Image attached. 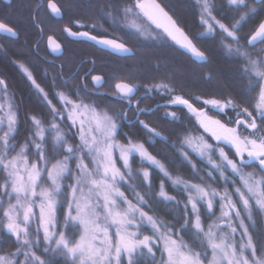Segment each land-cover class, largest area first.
Instances as JSON below:
<instances>
[{
  "label": "snow or ice",
  "instance_id": "1",
  "mask_svg": "<svg viewBox=\"0 0 264 264\" xmlns=\"http://www.w3.org/2000/svg\"><path fill=\"white\" fill-rule=\"evenodd\" d=\"M192 3L203 28L195 36L185 30L163 0H129L125 4L105 0L99 7L95 0H89L80 7L94 10L116 30L152 41L154 47L176 45L203 63L209 61L210 49L201 50L195 41L205 35L215 40L219 35L218 46L238 64L247 88H258L252 110L237 103L243 97L235 91L227 97L202 100L186 95L174 86L175 71L145 85L132 82L131 75L121 76L115 78L110 93H101L88 90V76L94 68L85 71L72 88L61 64L46 90L37 81L31 61H25L28 55L39 56L45 25L52 18L63 17L62 6L47 0L45 17H41V0H20L28 12L27 23L38 35L28 53L0 45L7 61L0 66V264H264V47H258L264 45V0H226L227 14L223 7L217 8L215 0ZM71 24L88 30L77 32L73 26H65L62 32L69 37H84L93 46L125 58L135 55L126 43L109 38L98 21L87 24L76 19ZM245 26L248 31L241 34ZM52 31L46 47L51 53H60L63 45L55 29ZM0 33L19 37L17 25L3 20ZM16 47L23 49L24 45ZM155 59L157 71L168 64L167 57ZM9 66L23 74L39 97V106L47 110L23 114L26 134L22 139L24 103L17 102L16 90L9 84ZM191 74L196 76V70ZM198 75L201 80L212 79L211 72ZM103 80L101 75L91 76L94 86ZM141 87L144 92L134 102ZM81 93L110 97L125 103L127 109L100 108L94 101L86 102ZM153 93L167 98L155 106L157 110L182 106L189 114L186 118L194 116L213 141L203 134H187L180 141L176 159L169 161L190 166L200 183L173 176L145 142L121 131L124 122H138L152 140L167 142L161 132L139 119L153 111L152 107H140V101ZM193 99L204 107L194 106ZM133 107L134 119L129 120ZM213 110L216 115H209ZM164 116L179 120L176 112L168 111ZM121 136L126 143L117 139ZM192 153L206 169L193 163ZM137 157L147 167L133 168ZM246 168L253 171L246 172ZM153 170L165 178L155 193ZM166 182L177 195L168 193ZM138 187L146 190L136 191ZM129 192L131 199L126 194ZM161 203L174 206L171 219H161L154 211ZM209 218L213 219L206 223ZM142 231L150 234L142 235ZM6 244H14L15 249L5 251Z\"/></svg>",
  "mask_w": 264,
  "mask_h": 264
},
{
  "label": "flooded vegetation",
  "instance_id": "2",
  "mask_svg": "<svg viewBox=\"0 0 264 264\" xmlns=\"http://www.w3.org/2000/svg\"><path fill=\"white\" fill-rule=\"evenodd\" d=\"M44 4V8L41 9V17H45V10L47 8V0H41ZM58 6H62L63 17L62 18H52L51 22L48 25H45V32L40 41L39 47V56L28 55L27 59L31 61V63L35 64V67H39L42 69L43 73L48 77L53 78L59 72V65H63V72L68 80V86L75 88V86L79 83L81 75L89 68H94L95 70L90 73L88 76V90L89 91H97V92H111L112 85L115 83V78L121 76L131 75L133 77L132 82H137L141 85L146 84L147 80H143L144 75H151L152 79L159 77V74H163L161 71H157L154 68L153 73H147L142 70L143 63V54L144 52H150V47H153L152 52L156 56L167 57L169 63V71H173L172 68L179 66L182 62H187V56L189 54L185 53L182 49H178V46L172 45L171 47H154L152 41H143L140 40L137 36L126 34L123 31H119L109 26V22L105 20H101L94 10H89L84 7H80L81 4L89 3V0H53ZM105 0H95L96 7H99L101 3H104ZM119 3L125 4L128 3L129 0H118ZM157 3H160L161 0H156ZM164 4H167L172 12L175 13L176 17L180 18L185 30L192 36H195L197 33L203 32V28L199 22V16L197 10L193 7L192 0H163ZM28 12L27 9H24L20 6V0H0V20L4 22H12L17 25L19 29V37L18 39H14L8 36H4L0 34V43L5 47H10L14 51L15 42H19V44L25 46V53H28L29 48L36 42V38L38 33L36 30L32 29L27 23ZM76 19H81L87 24H91L94 21H98L99 24L103 25V28L107 30V34L109 38H116L126 43L129 48L133 50L135 55L124 56L120 54H113L109 51L101 50L99 47L93 46L91 41H86L84 37H69L65 33L62 32V29L65 26H73L71 21H75ZM55 29V35L58 38L59 42L62 43L63 49L60 53H51L50 50L47 49V37L48 35H52ZM74 31H87L88 29H81L73 26ZM99 31V28H98ZM96 34V33H93ZM207 35L201 37L199 40L195 41L197 47H199L200 43L206 42ZM213 42V40H209ZM171 44V42H169ZM152 53V54H153ZM3 56V53H0ZM150 54H146V57H150ZM190 56V55H189ZM192 57V56H191ZM193 58V57H192ZM194 59V58H193ZM92 60H95V64L91 63ZM45 69H47V73H45ZM185 72V71H184ZM92 75H101L104 77L103 84L100 88L94 86L91 83ZM164 75V74H163ZM114 79V80H113ZM158 82V81H157ZM62 83V81H61ZM151 83H156V80H153ZM143 93V87L136 93L133 97V101L135 102L136 97L141 96ZM108 101H112L113 99L107 97ZM150 98V97H149ZM167 99V98H166ZM143 100V99H142ZM141 100V101H142ZM114 101V100H113ZM140 101V103H141ZM153 101H155L153 109L159 103H157V96H154ZM163 104V103H161ZM141 108H144L141 106ZM179 116H184L179 118V120L175 121V125L177 126V132L175 136H169L164 134V129L158 127L157 123L162 121V127H166V125L172 121L170 120H156L155 118H164V113L168 111H172L171 109H167L160 114H156V112L141 115L139 117L140 120H145L149 123L150 127L156 128L157 131L162 132L163 136L167 137L168 141H181V139L190 134V118L187 112V109L182 106H178ZM127 109V105L125 103H121L120 111H124ZM135 108L133 107L128 112L129 120L134 119ZM209 115H212L209 112ZM149 116V117H148ZM220 118V117H219ZM152 122V123H151ZM167 122V124H165ZM195 125L198 127L199 135H205V138L211 141L210 137L207 134L203 133V130L199 128L198 124H196V120L193 121ZM123 132L131 133L137 132V129L141 128L136 123H123ZM142 129V128H141ZM144 130V129H142ZM146 131V130H145ZM147 132V131H146ZM148 134V132H147ZM198 135V136H199ZM149 136V135H148ZM159 139V138H155ZM250 169V168H249ZM259 174V173H258ZM222 187V186H221Z\"/></svg>",
  "mask_w": 264,
  "mask_h": 264
},
{
  "label": "trees",
  "instance_id": "3",
  "mask_svg": "<svg viewBox=\"0 0 264 264\" xmlns=\"http://www.w3.org/2000/svg\"><path fill=\"white\" fill-rule=\"evenodd\" d=\"M215 3L217 5V8H224V14H227L229 12V8L225 7L226 5V0H215ZM248 31V27L245 26L242 29L241 34H244V32ZM221 37L217 35L215 37V40L211 39L210 37H206L205 40L206 42H202L199 45V48L201 50L204 49H210L209 52H207V55L209 56V61L207 63H198L191 57V55L187 56V62H182L179 64L178 67L182 71H185L187 74L184 77H181V75H175V87L178 90H182L183 93L186 95H189L193 98L195 97H200L202 99H210V98H223L227 97L230 94H232L234 91L239 92L243 99H237V103H242L246 106L250 107L251 105H254L256 100L255 96L258 93V88L255 90H249L247 88L248 81L247 79H241L239 72L237 71L238 64L230 57L226 56L224 54V50L218 46V42L220 41ZM209 40H213V42H210ZM1 42V41H0ZM227 42V41H226ZM1 45V43H0ZM21 45L19 42H15L14 51H25V46L23 49H18L16 46ZM7 45H5L6 47ZM258 47H264L263 45H258ZM7 48V47H6ZM150 52L146 53L144 52L143 54V71L147 73H153L155 64H156V59L154 56V53L152 52L153 47H150ZM153 53V54H152ZM146 54H150V57H146ZM29 60L27 59L25 62L27 63ZM7 64V61L3 58L2 55H0V66H4ZM169 64H167L165 67H161L159 71H161L163 74L168 72L170 68L168 67ZM30 67L32 68V71L39 83H41L42 87H45L46 90L49 89L50 85L52 84L53 78L48 77L45 75L39 67H35V64L31 63ZM192 70H196L197 75L193 76L191 74ZM200 72H211L212 73V79L211 80H201L199 78V73ZM163 74H159L160 76L157 78L152 79L151 75H144L143 80H147L145 82L146 84H152L153 80H156V82L161 79ZM7 75L9 77V84L11 88L16 90V100L17 102H21V100L24 103V107L21 109V139L23 138V135L26 133L24 132L25 128V122L23 120V114L25 112L33 113V114H39L41 111H47L46 109H42L39 104V97L35 94L34 90H31L30 84L26 81V78L23 76V74L15 68V66H9L7 70ZM221 77L222 79V84H216L214 81V78ZM114 80V79H113ZM58 83H61V81H58ZM80 83V80H79ZM78 83V84H79ZM145 85V84H144ZM144 92V88H143ZM81 95L84 96L85 101L87 102H96L100 108H104L105 106L108 107L110 111H116L121 108V103L116 102L115 100L113 101H108L107 97L103 96H89L85 95L84 93H81ZM154 96H157V103H165L166 98H162L159 94L153 93L150 98H145L141 101V106L143 107H153L155 104V101H153ZM194 106L196 107H204V105L201 103L199 100H192ZM171 109L174 112L177 113V116L179 118L184 117L178 115L179 107L178 106H173L169 108H159L158 110L156 108L153 109L151 113L156 112V114H160L163 111ZM150 113V114H151ZM234 115V114H233ZM149 117V116H148ZM156 120H170L171 118L168 117H160L155 118ZM195 120L194 116L190 117V134L191 135H198L199 130L198 127L193 123ZM152 123V122H151ZM175 121H170L168 124L165 122L166 127H162V121H159L157 123L158 127L164 129V134L169 135V136H175L177 132H174L177 130V126L174 124ZM124 128L122 127L121 131L123 132ZM162 133V132H161ZM129 134L133 135V138L137 141L145 142V147L151 152L153 155L157 157V159L161 160L162 162L165 163L166 167L168 168L169 172L173 175H182L185 179H191L194 183H200V180L195 178L193 176V173L191 172L190 166L187 167H180L178 166L177 163H170L169 161H173L176 159V156L178 154V150L180 148V141H168L167 142H162L160 139H154L152 140L147 134L145 130H142L141 128L137 129V132H131ZM163 134V133H162ZM118 140H120L122 143H126V138L124 137H117ZM70 143H76V140H70ZM175 145V147H172V145ZM190 151V150H189ZM192 158H193V163L197 164L199 167L205 168L206 165L201 164L199 161V158L195 156V153H192ZM59 158V157H57ZM75 161H73V164ZM133 168L139 169L141 167H147V165H141L139 163V158H136V162L133 163L132 165ZM203 175V172L201 173ZM162 179H165L163 175L158 171V170H153L152 171V180L154 187L152 188V192H158L159 191V184ZM70 182V181H69ZM209 183H211L209 181ZM214 187L216 185H213ZM146 189L143 188H137L136 191H145ZM166 190L170 195H177L176 191L173 189L170 183L166 182ZM129 198H132V193H126ZM181 198V197H178ZM66 208V204H65ZM147 210V209H145ZM154 211L157 212V215L161 219H171V213L175 211V208L173 205H168L165 207V205L161 204H156L154 207ZM63 213H64V208L60 209V217H61V222L63 221ZM211 219L209 218L208 222H211ZM182 222V221H181ZM142 234H150L142 231ZM187 239V237H185ZM43 245H41V248ZM5 251H12L15 249V245H8L6 244L4 246ZM160 258V252L157 250V261H159ZM23 259V257H21ZM126 260V258H125Z\"/></svg>",
  "mask_w": 264,
  "mask_h": 264
},
{
  "label": "rangeland",
  "instance_id": "4",
  "mask_svg": "<svg viewBox=\"0 0 264 264\" xmlns=\"http://www.w3.org/2000/svg\"><path fill=\"white\" fill-rule=\"evenodd\" d=\"M264 46V45H263ZM143 64V63H142ZM169 64V63H168ZM143 66V65H142ZM165 67V66H164ZM173 69V71H175V73L177 74V75H181V77H184V75L186 76L187 74L184 72V71H182L181 69H179V68H176L175 69V67L174 68H172ZM142 70H144V69H142ZM187 77V76H186ZM213 82H216V84H222L221 82H222V79H221V77H219L218 75H217V77H215L214 78V81ZM208 99V98H207ZM87 102V101H86ZM211 113H212V116H215L216 115V113H215V111L213 110V111H210ZM216 118H219V117H216ZM199 135V134H198ZM198 135H194V136H198ZM226 151H227V149H226ZM245 171L246 172H248V171H253V168H246L245 169ZM258 174V173H257ZM259 175V174H258ZM216 214L217 215H219V207L217 206V211H216ZM143 235V234H142Z\"/></svg>",
  "mask_w": 264,
  "mask_h": 264
},
{
  "label": "water",
  "instance_id": "5",
  "mask_svg": "<svg viewBox=\"0 0 264 264\" xmlns=\"http://www.w3.org/2000/svg\"><path fill=\"white\" fill-rule=\"evenodd\" d=\"M146 2H150V0H146ZM1 35H4V36H8L7 34H5V33H0ZM9 37V36H8ZM187 54H190V53H187ZM191 55V54H190ZM194 59H195V61L196 62H198V63H203V62H201V61H199L195 56H193V55H191ZM103 84V83H102ZM102 84L101 85H97L96 87H98V88H100L101 86H102Z\"/></svg>",
  "mask_w": 264,
  "mask_h": 264
}]
</instances>
